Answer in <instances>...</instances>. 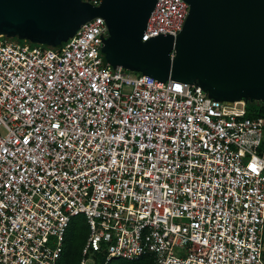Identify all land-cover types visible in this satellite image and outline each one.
<instances>
[{
	"label": "built area",
	"instance_id": "obj_1",
	"mask_svg": "<svg viewBox=\"0 0 264 264\" xmlns=\"http://www.w3.org/2000/svg\"><path fill=\"white\" fill-rule=\"evenodd\" d=\"M187 13L157 0L141 40ZM79 28L57 47L0 35V264H58L78 215L79 264H263L264 117L112 67L104 18Z\"/></svg>",
	"mask_w": 264,
	"mask_h": 264
},
{
	"label": "water",
	"instance_id": "obj_2",
	"mask_svg": "<svg viewBox=\"0 0 264 264\" xmlns=\"http://www.w3.org/2000/svg\"><path fill=\"white\" fill-rule=\"evenodd\" d=\"M96 1L0 0V35L57 47L101 16L110 66L195 84L219 101L264 102V0H184L188 13L177 35L146 41L157 0Z\"/></svg>",
	"mask_w": 264,
	"mask_h": 264
},
{
	"label": "trees",
	"instance_id": "obj_3",
	"mask_svg": "<svg viewBox=\"0 0 264 264\" xmlns=\"http://www.w3.org/2000/svg\"><path fill=\"white\" fill-rule=\"evenodd\" d=\"M139 73V72H135ZM247 116L264 117V102L253 101L246 103ZM85 218L81 215L75 216L70 223L69 229L66 233L63 251L59 257L58 264H79L81 259V250L84 246L89 234L88 225H86ZM263 264H264V252ZM96 264H102L105 260V251L94 254ZM110 264H152L151 257H142L138 260L114 259L110 260Z\"/></svg>",
	"mask_w": 264,
	"mask_h": 264
}]
</instances>
